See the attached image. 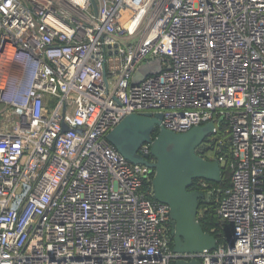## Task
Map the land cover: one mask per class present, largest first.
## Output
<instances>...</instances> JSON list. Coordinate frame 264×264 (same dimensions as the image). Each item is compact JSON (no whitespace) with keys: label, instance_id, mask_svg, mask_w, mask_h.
Wrapping results in <instances>:
<instances>
[{"label":"built area","instance_id":"obj_1","mask_svg":"<svg viewBox=\"0 0 264 264\" xmlns=\"http://www.w3.org/2000/svg\"><path fill=\"white\" fill-rule=\"evenodd\" d=\"M95 1L0 0V264H264V0ZM141 113L229 141L216 250L174 252L154 171L108 141Z\"/></svg>","mask_w":264,"mask_h":264},{"label":"water","instance_id":"obj_2","mask_svg":"<svg viewBox=\"0 0 264 264\" xmlns=\"http://www.w3.org/2000/svg\"><path fill=\"white\" fill-rule=\"evenodd\" d=\"M96 6V1L94 0ZM162 61L156 59L141 66L133 79L140 84L146 77L159 74ZM162 114H131L107 136L108 141L131 164L154 171V199L170 207L173 250L177 254H201L218 248L215 236L204 231L198 222L200 201L205 194L191 191L197 179L222 182L219 161H207L198 155L199 147L215 133V123L193 127L186 133H175L162 126ZM67 130V126H65ZM158 135L153 139V134ZM151 145V154L142 156L143 145ZM153 158V161H151ZM233 243L229 244L232 248ZM177 264H202L199 260H179Z\"/></svg>","mask_w":264,"mask_h":264},{"label":"trees","instance_id":"obj_3","mask_svg":"<svg viewBox=\"0 0 264 264\" xmlns=\"http://www.w3.org/2000/svg\"><path fill=\"white\" fill-rule=\"evenodd\" d=\"M158 135V131L153 134V139ZM229 151V141L225 139L223 145H219L218 139L212 140L210 137L199 147L198 155L204 158L207 161H219L222 167V182L214 183L207 181V183L212 187L211 189H216V192L207 197V191L203 190L205 194V199L200 201V208L198 214V222L203 227L204 231L215 236L218 240V244L223 245L227 242L232 235V227L228 223L222 221L218 216V204L222 199L224 192L231 188L232 186V170L231 163L232 158ZM153 160V158H151ZM224 162V164H223ZM151 182L145 181L143 185V191L149 192L152 190L153 185V176L150 178ZM199 179L195 180L192 189L196 186ZM220 192H219V191ZM148 198L154 199L151 195H148ZM173 245V237H172Z\"/></svg>","mask_w":264,"mask_h":264},{"label":"rangeland","instance_id":"obj_4","mask_svg":"<svg viewBox=\"0 0 264 264\" xmlns=\"http://www.w3.org/2000/svg\"><path fill=\"white\" fill-rule=\"evenodd\" d=\"M221 120H219V124H220Z\"/></svg>","mask_w":264,"mask_h":264},{"label":"flooded vegetation","instance_id":"obj_5","mask_svg":"<svg viewBox=\"0 0 264 264\" xmlns=\"http://www.w3.org/2000/svg\"><path fill=\"white\" fill-rule=\"evenodd\" d=\"M153 161V160H152Z\"/></svg>","mask_w":264,"mask_h":264}]
</instances>
